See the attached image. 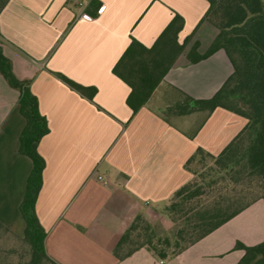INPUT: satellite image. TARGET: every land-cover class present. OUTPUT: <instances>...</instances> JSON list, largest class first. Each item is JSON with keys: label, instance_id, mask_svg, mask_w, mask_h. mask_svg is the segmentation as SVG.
Masks as SVG:
<instances>
[{"label": "crops", "instance_id": "0c3cea01", "mask_svg": "<svg viewBox=\"0 0 264 264\" xmlns=\"http://www.w3.org/2000/svg\"><path fill=\"white\" fill-rule=\"evenodd\" d=\"M9 0L0 13V43L15 76L28 80L49 132L38 152L45 161L35 213L46 233L44 248L56 264H237V242L264 241V201L258 200L179 255L160 260L142 247L119 258L116 246L137 215L156 234L171 226L162 213L191 178L185 168L197 148L218 155L241 131L244 118L222 108L195 111L233 72L218 50L191 64L189 48L204 53L216 30L200 20L205 0H98L97 17L78 20L89 0ZM183 19L184 52L145 106L126 105L129 87L112 68L134 38L151 47L174 15ZM57 73L94 87L92 101ZM19 92L0 74V264H20L25 224L19 212L29 158L19 154L24 120ZM98 177L102 178L99 180ZM11 254V255H9Z\"/></svg>", "mask_w": 264, "mask_h": 264}, {"label": "trees", "instance_id": "16d2710c", "mask_svg": "<svg viewBox=\"0 0 264 264\" xmlns=\"http://www.w3.org/2000/svg\"><path fill=\"white\" fill-rule=\"evenodd\" d=\"M208 8L199 22L208 23L216 36L206 51L198 52L194 43L186 53L194 64L223 50L233 72L221 88L209 99L193 100V108L184 114L216 108L230 111L246 123L231 142L216 156L201 148L187 160L185 168L192 178L181 186L163 208L174 230V239L156 236L151 224L137 215L120 238L115 254L120 259L145 247L160 260L173 258L227 223L258 200L264 201V0H205ZM9 0H0V13ZM101 3L89 0L84 13L97 17ZM183 19L175 14L151 47L131 38L112 68V74L125 83L130 91L126 105L132 115L146 105L176 60L183 54L187 41L178 42ZM0 74L7 84L19 92L18 109L24 120L19 135V154L29 158L32 169L26 181L19 212L25 228L22 244L27 256L25 264H56L46 254V233L35 213V203L42 185L45 161L38 152L41 139L49 132L46 118L40 113L38 100L32 94L28 80L18 79L0 43ZM57 77L70 89L89 101L94 87L82 86L66 76ZM210 159L205 172H196L193 165ZM131 246V248H129ZM235 249L244 252L237 264H264V241L245 246L237 242Z\"/></svg>", "mask_w": 264, "mask_h": 264}, {"label": "rangeland", "instance_id": "374dc122", "mask_svg": "<svg viewBox=\"0 0 264 264\" xmlns=\"http://www.w3.org/2000/svg\"><path fill=\"white\" fill-rule=\"evenodd\" d=\"M210 164H211V160L210 159H204L202 162H197L196 164H194L193 165V170L196 171L197 173L198 172H205L207 170V168L210 166ZM154 233H155L156 236L163 237V236H167L168 235L170 240L174 239V230H173L172 227H170L165 233H162L160 235L156 234L155 231H154ZM129 248H131V246H129ZM186 250H184V251H186ZM15 253H16L15 255L17 256L18 260L20 261V264H25L29 257L27 256V252H26V249H25L24 245H21V247ZM9 255H11V254H9Z\"/></svg>", "mask_w": 264, "mask_h": 264}, {"label": "built area", "instance_id": "2783aa9c", "mask_svg": "<svg viewBox=\"0 0 264 264\" xmlns=\"http://www.w3.org/2000/svg\"><path fill=\"white\" fill-rule=\"evenodd\" d=\"M86 2V0H79L78 2H77V4L78 5H82L83 3H85ZM88 18H90V16H88V15H86L85 13H83V14H81L77 19L78 20H82V19H88ZM98 179L99 180H102V178H100V177H98Z\"/></svg>", "mask_w": 264, "mask_h": 264}]
</instances>
